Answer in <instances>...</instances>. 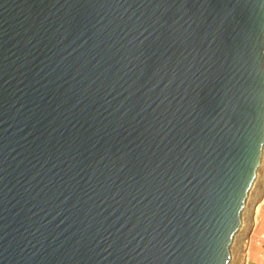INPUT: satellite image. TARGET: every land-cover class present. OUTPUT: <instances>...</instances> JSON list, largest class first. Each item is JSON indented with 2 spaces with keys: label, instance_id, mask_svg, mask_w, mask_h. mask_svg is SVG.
I'll list each match as a JSON object with an SVG mask.
<instances>
[{
  "label": "water",
  "instance_id": "water-1",
  "mask_svg": "<svg viewBox=\"0 0 264 264\" xmlns=\"http://www.w3.org/2000/svg\"><path fill=\"white\" fill-rule=\"evenodd\" d=\"M264 155V0H0V264H231Z\"/></svg>",
  "mask_w": 264,
  "mask_h": 264
},
{
  "label": "rangeland",
  "instance_id": "rangeland-1",
  "mask_svg": "<svg viewBox=\"0 0 264 264\" xmlns=\"http://www.w3.org/2000/svg\"><path fill=\"white\" fill-rule=\"evenodd\" d=\"M264 200V155H263V160L261 167L258 171V177L256 179V182L254 184V187L251 190L250 196L248 198L247 202V207L243 215V220H244V227L241 228V230L238 232L235 242L232 246V262L231 264H245L244 263V241L243 239L245 237H248L253 234V230L255 229V224H254V214L256 208H258V223L257 226L259 227L262 225V221H260V217L262 218V213L264 211V206L260 207V204ZM260 207V208H259ZM264 250L260 249V246L256 245L255 243L253 244L251 248V255H250V263H256V264H264V257L261 256L259 258V254ZM264 256V254H263ZM258 261V262H255Z\"/></svg>",
  "mask_w": 264,
  "mask_h": 264
},
{
  "label": "built area",
  "instance_id": "built-area-1",
  "mask_svg": "<svg viewBox=\"0 0 264 264\" xmlns=\"http://www.w3.org/2000/svg\"><path fill=\"white\" fill-rule=\"evenodd\" d=\"M255 216H256V213H255ZM243 241H244V250H245L244 263L245 264H254V263H250V261H251L250 260V249L252 248L254 243L258 246L262 245V243L264 242V232L260 236H258L257 240H253V234H252L248 237H245L243 239Z\"/></svg>",
  "mask_w": 264,
  "mask_h": 264
},
{
  "label": "crops",
  "instance_id": "crops-1",
  "mask_svg": "<svg viewBox=\"0 0 264 264\" xmlns=\"http://www.w3.org/2000/svg\"><path fill=\"white\" fill-rule=\"evenodd\" d=\"M261 206H264V200H263V202L260 204ZM260 206V207H261ZM260 221H262V225L259 227V229H257L258 228V226L257 225H255L256 227H255V229H254V231H253V240H257V238H258V236H260L263 232H264V211H263V213H262V218L260 217ZM264 248V242L262 243V245L260 246V249H263ZM263 254H264V250L259 254V258H261V256L262 257H264L263 256ZM255 262H258V261H255ZM261 264H262V260H261V262H260ZM256 264V263H255Z\"/></svg>",
  "mask_w": 264,
  "mask_h": 264
},
{
  "label": "bare ground",
  "instance_id": "bare-ground-1",
  "mask_svg": "<svg viewBox=\"0 0 264 264\" xmlns=\"http://www.w3.org/2000/svg\"><path fill=\"white\" fill-rule=\"evenodd\" d=\"M260 206H261V205H260ZM259 208H260V207H259ZM255 213H256V216H255V214H254V216H255V217H254V219H255L254 224L257 225V223H258V214H259V213H258V208H256ZM243 225H244V220H243V223H242V227H244ZM250 251H251V249H250ZM244 255H245V254H244ZM250 255H251V252H250Z\"/></svg>",
  "mask_w": 264,
  "mask_h": 264
}]
</instances>
